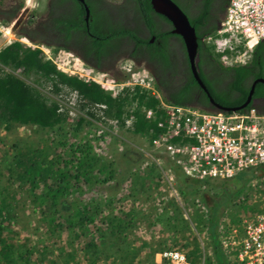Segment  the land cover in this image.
<instances>
[{
    "label": "rangeland",
    "instance_id": "1",
    "mask_svg": "<svg viewBox=\"0 0 264 264\" xmlns=\"http://www.w3.org/2000/svg\"><path fill=\"white\" fill-rule=\"evenodd\" d=\"M33 2L34 0H24L23 8L29 7ZM12 42L33 48L17 36L11 24L0 22V50ZM38 50L40 51L39 57L42 60L51 61L58 70L76 76L83 81H94L113 96L125 95L126 91L130 93V96L134 93L137 97L139 94H146L153 96V98L157 96L150 76L143 68H134L130 61H123L119 72L107 74L94 70L72 54L61 49L38 47ZM6 73H12L36 89L48 104H56L57 111L64 116L62 121L52 127L0 122V198H5V211H7L5 213L7 218L5 217L4 223L6 226L5 236H9L8 240L14 244H19L18 252L15 251L14 256L17 262L11 264H23L24 259L27 262L25 264H64V262L87 264L80 251V240L77 239L75 233L69 229H57L55 227L54 222L56 221L52 215H58L56 214L57 211L63 216L68 214V211L60 206L63 199L60 198L52 207H50L51 199H37L36 196H40L43 183L39 179L37 188L32 189L30 184L25 182L31 171L24 169L27 168L26 166H48V161L54 158L57 153L59 154L58 151H55L56 143L67 140L68 144L78 139L91 140L92 152L99 155L103 160L113 161L114 167H118L117 156L123 149L128 148L137 152L129 159L133 163L135 162L129 170L135 172L138 178L144 177L143 171H159V174L157 173L159 179L154 178L149 186L147 183H142V186L137 185L139 187L131 190L133 182L128 181V179L120 181V175L128 164L124 159V165L116 168L115 178L112 181L107 184L94 183L91 187L82 186L81 199L83 201L93 199L92 205L103 202L105 206L102 205L101 209L104 214L110 212V207L113 214L118 215L120 212L125 214L121 217H124L128 224L121 234H124L123 239L129 243L130 250H137L136 253H131L133 255L132 264H152V262L154 264H177L178 259H172L171 255L167 258H160L162 252L174 253L178 257L182 253L185 261L189 264L184 248L180 246L181 243L173 245L170 240L171 232L165 231L166 228L162 227L163 222L158 220H164L165 217L170 218L169 222L176 225L174 239L183 237L187 243L196 239L200 254V259L196 264H207L205 258H210V250L206 245L207 240L200 235L201 229L195 224V216L192 212L193 207H195L198 213L205 215V204L199 198H192L194 200L188 203L191 197L184 199L178 195V182L175 175L172 176L173 173L164 167V163L166 164L164 158L156 154L155 150H150L146 142L147 138L143 135L129 133L133 128V122L128 123L129 114H122L123 125H121L120 119L105 114L103 106L86 104L83 106L84 101L77 91L63 85H59L58 90H55L51 81L45 80L33 70H25L22 67L16 69L9 66L0 67V74ZM133 74L134 77H131ZM136 88L138 91H135ZM137 97L134 101H129L131 105L126 108V112L137 109ZM143 109L145 108H142V111ZM20 157L28 159L26 166L25 164L18 165L17 160L21 159ZM160 157L162 160L158 159ZM167 164L172 165L171 163ZM24 171H27L26 178L22 176ZM20 176L22 177L20 178ZM245 181L247 184L244 195L243 193L239 195L236 202L249 195L243 202L247 207H253L257 210L250 211L248 208L249 210L240 213L242 218L252 213L264 211V177L250 179L248 176ZM31 190H34V194ZM72 198H74L73 195ZM111 198H114L113 205L107 206L108 200ZM170 199H173L175 204H168ZM130 210L133 211L130 213ZM233 228L237 232L235 236L240 237L237 227L234 226ZM232 229L230 232L233 231ZM221 238L230 241L225 234ZM105 241L106 247L102 251L103 254L99 261L102 263L99 264H117L118 259L113 260V258L106 256L108 253H115L116 248H118L117 235L108 233ZM143 242L149 244L148 246L151 248L143 246ZM158 242H164L168 248L150 254L151 249L156 248ZM25 249L27 251L23 255L24 259H21L19 254ZM122 249L121 253H124L128 247ZM234 250L235 247L231 248V246H227L225 249L230 264H234L232 258L235 259L236 256L233 253ZM68 254L72 255V258ZM9 256V254H2V264H9ZM129 259L132 260V257ZM129 259L127 260L129 261Z\"/></svg>",
    "mask_w": 264,
    "mask_h": 264
},
{
    "label": "trees",
    "instance_id": "2",
    "mask_svg": "<svg viewBox=\"0 0 264 264\" xmlns=\"http://www.w3.org/2000/svg\"><path fill=\"white\" fill-rule=\"evenodd\" d=\"M173 1L177 3L183 11L188 12L187 8L181 6L179 0ZM209 1L210 0H207L206 2ZM227 2L228 0L223 1L221 13ZM204 6L205 9H202V13L194 16L195 26L204 23L207 11L209 10L207 4ZM143 8L145 13L152 10L148 0L145 1V6L143 5ZM219 18L220 17H218L217 20H219ZM190 24L194 27L193 23L190 22ZM216 27L217 25H214L211 28L204 30L200 36L205 38L212 34ZM126 33L129 34L130 32ZM196 34L197 28H195V35ZM201 43L204 53L212 59H219V57H216L213 54V47L211 45L200 41V45ZM200 50L201 49L198 51ZM39 54L40 51L38 49L23 47L18 42H12L0 50V67L9 66L12 69L22 67L25 70H33L45 80L51 81L55 90H58L59 85L75 90L84 101L83 106H85V104L90 106L101 105L104 107L103 111L105 114L120 119L121 125H123V121H121L122 114H129V117L130 114H133V128L129 133L133 135H143L148 141H150L151 136L160 134L164 130V128L157 126L156 121L146 120L142 112V108L156 109L155 106L158 101L153 98V96L139 94L137 97L136 93L131 94L130 96V93L127 91L125 95L119 94L113 96L109 91L104 90L94 81H83L76 76L68 75L58 70L51 61L42 60L39 57ZM252 57V64L258 65L260 69L259 71L250 72V69L247 66H239L235 68L234 85L242 93L243 98L241 100L245 98L249 90V87L246 88L245 85H241V81L245 78L244 76L250 73L254 74V76H264L262 65L264 63V40L258 42L252 52ZM208 89L211 91V94L214 95L210 86H208ZM135 91H138V88H136ZM185 93L186 91H182L180 94L183 96ZM262 94H264V85L258 82L253 89V96L259 97ZM136 97L138 102L137 109L135 111L131 110L130 112H126V108L131 105V102L129 101H134ZM174 103L184 104L179 101H174ZM57 109L56 104H48L36 89L26 84L17 76L12 73L0 74V122L7 121L40 127H52L64 118ZM241 111L244 110L241 109ZM258 112H264V109H261V111ZM158 116H160V114H158ZM54 147L55 151H58L59 154L57 153L54 158H51L48 161V166L42 165V167H40L37 165L29 167L26 166L27 158L20 157L21 159L17 160L19 166L25 164L27 168L24 169L31 171L30 176L28 175L27 178V171H24V175L22 176L26 178L25 182H28L30 187L34 189L37 188V183L40 179L39 181L43 183V187L39 194L40 196H36V198L39 200L45 198L51 199L50 207H52L53 204H56L60 198L63 199L62 202L59 203L64 210L68 211V214L63 216L57 211L56 214L58 215H52L56 221L54 222L55 227L57 229H69V231L75 233L77 239L80 240V251L84 255L87 264L102 263L99 261L103 254L102 251L106 247L105 240L108 233L117 235L119 244L115 253H108L106 256L113 258V260L118 259L119 262H117V264H132V254L133 252L136 253L137 250H130L129 243L123 239L124 234H121L128 224L124 220V217H121L125 214L123 212H120L118 215L115 213L113 214V212L111 213V207L109 208L110 212L104 214L101 209L102 205L105 206L103 202L92 205L91 201H93V199L90 201H83V199H81V192L83 191L82 186L86 185L91 187L94 183L107 184L112 181L115 178L116 168L120 167V165L121 167L124 165V159L128 164L120 175V181L128 179V181L133 182L131 190L139 187L137 185L142 186V183H147L149 186L154 178L156 180L159 179V171H143L144 177L141 176L138 178V176L135 175V172L129 170V168L135 163L129 159L137 152H133L128 148L123 149L117 156V160L120 161V164L119 161H116L118 167H114L113 161L103 160L99 155L92 152V144L89 139L73 140L68 144L67 140L59 141ZM169 167L172 168V172L178 182V195L184 199L191 197L188 203L194 200L192 198H199L200 201L205 204V215L198 213L195 207H193L192 212L195 216V224L201 229L200 235L203 236V239L207 240L206 245L210 250V258H205L207 264H230L225 250L222 249L220 237L224 234L227 235L234 226L237 227L240 235L242 232V215H240V213L249 209L250 211L257 210L253 209V207H247L243 202L249 197V195H246L243 200H238V202H236V199H238L239 195L242 193L244 195L247 184V181L245 180L248 176L250 179L264 177V164L244 170L230 179L190 178L183 174L178 166L172 164ZM151 172L154 173L152 174ZM22 176H20V178ZM31 191L33 193L34 190ZM72 195L74 198L71 199ZM4 199L5 198H0V264H2V254L10 255L8 262L11 264L17 262L14 256L15 251L18 252L19 244H14L12 241L8 240L9 236H5L6 226L4 223L6 217L5 213H7V211H5L6 204ZM113 200L114 198L108 200L107 206L113 205ZM234 201L235 203H233ZM168 204L173 205L175 202L173 199H170ZM132 211L133 210H130L129 212L131 213ZM8 218H10V216H8ZM158 220L163 222L162 227L166 228L165 231L171 232L172 236L170 240L173 245L181 243L180 246L184 248L183 250L189 264H196L200 259L199 249L197 242L195 241L196 239L193 237L192 240H194L192 242L188 241V243L185 242L183 237L174 239L176 225L169 222L171 219L165 217L164 220ZM164 244V242H158L156 248L151 249L152 251L150 254L157 250L162 251L164 248L167 249V245ZM142 245L148 246L149 244L147 245L143 242ZM121 246L128 247V249H125V252L121 253L123 251V247L121 248ZM148 247L151 248V246ZM26 251L27 250L25 249L19 254L21 259H24L23 255ZM233 253L236 255L237 249L234 250ZM68 256L72 258V255L68 254ZM130 257H132V260L129 259ZM232 258L234 264H243L237 260L236 256L235 259L234 257ZM127 259H129V261ZM25 263L27 262L24 259L23 264ZM64 264L68 263L64 262ZM152 264L154 263L152 262Z\"/></svg>",
    "mask_w": 264,
    "mask_h": 264
},
{
    "label": "flooded vegetation",
    "instance_id": "3",
    "mask_svg": "<svg viewBox=\"0 0 264 264\" xmlns=\"http://www.w3.org/2000/svg\"><path fill=\"white\" fill-rule=\"evenodd\" d=\"M145 1L34 0L32 5L23 8L24 0H0V22L11 24L17 36L34 49H61L98 72L114 74L120 71L123 61H130L134 68L146 71L157 97L170 105L208 112H220L218 106L237 108L236 111L264 109V94L255 97L252 92L250 95L264 76L252 73L244 76L241 85L249 90L243 100L234 85L236 67L247 66L250 72L260 70L258 65L252 64V54L244 62L225 63L210 58L204 53L202 43L200 45V41L204 42L200 34L218 25L225 14L227 4L221 13L224 0H179L188 12L172 0L189 23H193L194 27L190 25L194 30L197 28L192 60L181 36L173 33L171 21L156 12L150 0L152 10L145 13ZM206 4L209 10L204 23L195 26L194 16L201 14ZM262 65L264 72V63ZM195 74L206 89L200 86ZM182 91H186L183 96Z\"/></svg>",
    "mask_w": 264,
    "mask_h": 264
},
{
    "label": "built area",
    "instance_id": "4",
    "mask_svg": "<svg viewBox=\"0 0 264 264\" xmlns=\"http://www.w3.org/2000/svg\"><path fill=\"white\" fill-rule=\"evenodd\" d=\"M227 3L225 14L208 38L214 43H205L220 54L221 62L241 63L264 40V0H228ZM155 99L156 109L145 108L142 112L146 120L156 121L164 130L146 142L151 151L164 158V167L170 173L172 168L167 163H176L190 178L230 179L264 164V113L254 115L249 111V116L237 111L208 112L170 105L157 96ZM248 119L254 120L250 129L242 125ZM132 121L130 114L128 123ZM236 233L233 230L225 235L230 241L220 239L222 249L235 247L237 260L243 264H264V211L243 217L240 237ZM169 255L178 259L177 264H187L183 255L178 257L170 252H162L160 258Z\"/></svg>",
    "mask_w": 264,
    "mask_h": 264
},
{
    "label": "water",
    "instance_id": "5",
    "mask_svg": "<svg viewBox=\"0 0 264 264\" xmlns=\"http://www.w3.org/2000/svg\"><path fill=\"white\" fill-rule=\"evenodd\" d=\"M153 9L167 17L173 24V33L178 34L184 41L189 59L192 60L195 55L196 48V36L193 27L189 24L184 13L178 8V6L172 0H150ZM195 78L202 88H204L200 78L195 74ZM260 82L264 84V79H260ZM253 90V89H252ZM251 90V93L253 92ZM209 96V95H208ZM212 101L211 97L209 96ZM213 102V101H212ZM218 110L222 112H233L237 108H227L218 106Z\"/></svg>",
    "mask_w": 264,
    "mask_h": 264
},
{
    "label": "bare ground",
    "instance_id": "6",
    "mask_svg": "<svg viewBox=\"0 0 264 264\" xmlns=\"http://www.w3.org/2000/svg\"><path fill=\"white\" fill-rule=\"evenodd\" d=\"M228 4V3H227ZM179 8V7H178ZM180 9V8H179ZM226 9H227V7H226ZM226 9H225V12H226ZM181 10V9H180ZM182 11V10H181ZM183 12V11H182ZM185 15V14H184ZM186 16V15H185ZM187 18V17H186ZM187 20H188V18H187ZM188 22H189V20H188ZM190 24V23H189ZM192 27V26H191ZM194 29V28H193ZM195 31V30H194ZM209 36L210 35H208V36H206L204 39H203V41L204 42H207V43H210V44H213L214 43V40L213 39H210V40H208V38H209ZM256 47V46H255ZM254 50V49H253ZM253 52V51H252ZM252 52H251V54H252ZM213 53L216 55V57H219V53L214 49L213 50ZM202 82V81H201ZM203 84V83H202ZM204 86V85H203ZM203 89H206L205 88V86H204V88ZM250 112H252L254 115H256L257 113H260V112H258V111H260V110H258V109H255V108H250V110H249ZM249 111H240V110H238L237 111V113H240V114H247V115H249L250 116V112ZM220 112H222V111H220ZM261 113H264V112H261ZM254 123V120H251L250 121V119H248V120H246L242 125L243 126H245V127H248L249 129H250V125H252ZM171 164H173L174 166H178L179 167V169L183 172V168H181V166H179L178 164H176V163H171ZM172 176H174V173L172 174ZM181 255H183V254H181ZM237 258V257H236Z\"/></svg>",
    "mask_w": 264,
    "mask_h": 264
}]
</instances>
